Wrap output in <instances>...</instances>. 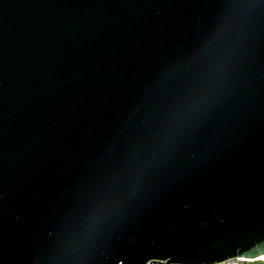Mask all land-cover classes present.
<instances>
[{"label": "water", "instance_id": "95a60500", "mask_svg": "<svg viewBox=\"0 0 264 264\" xmlns=\"http://www.w3.org/2000/svg\"><path fill=\"white\" fill-rule=\"evenodd\" d=\"M264 256V0H0V264Z\"/></svg>", "mask_w": 264, "mask_h": 264}, {"label": "built area", "instance_id": "2783aa9c", "mask_svg": "<svg viewBox=\"0 0 264 264\" xmlns=\"http://www.w3.org/2000/svg\"><path fill=\"white\" fill-rule=\"evenodd\" d=\"M246 262H249V261L242 260L241 258H235L227 262H224L223 264H245Z\"/></svg>", "mask_w": 264, "mask_h": 264}, {"label": "rangeland", "instance_id": "374dc122", "mask_svg": "<svg viewBox=\"0 0 264 264\" xmlns=\"http://www.w3.org/2000/svg\"><path fill=\"white\" fill-rule=\"evenodd\" d=\"M248 261L249 262H246L245 264H264V261H259V260H248Z\"/></svg>", "mask_w": 264, "mask_h": 264}, {"label": "bare ground", "instance_id": "6f19581e", "mask_svg": "<svg viewBox=\"0 0 264 264\" xmlns=\"http://www.w3.org/2000/svg\"><path fill=\"white\" fill-rule=\"evenodd\" d=\"M242 260H246V261H248V260H259V261H264V256H261V257H259V258H257V259H244V258H241Z\"/></svg>", "mask_w": 264, "mask_h": 264}]
</instances>
